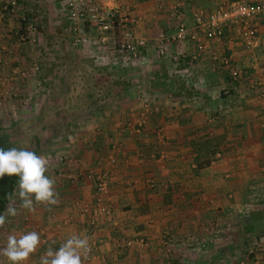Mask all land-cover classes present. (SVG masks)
Returning a JSON list of instances; mask_svg holds the SVG:
<instances>
[{
    "label": "crops",
    "instance_id": "obj_1",
    "mask_svg": "<svg viewBox=\"0 0 264 264\" xmlns=\"http://www.w3.org/2000/svg\"><path fill=\"white\" fill-rule=\"evenodd\" d=\"M121 1L134 19L135 34L146 40L128 78L130 94L116 104L126 109L121 115L131 123L83 128L84 139L69 148L73 154L49 165L59 203L36 205L33 219L24 212L22 220L8 221L0 248L10 234L35 231L41 244L26 264H40L49 246L58 250L75 234L90 243L84 264H154L164 257L157 246L159 232L175 233L172 243L185 253L187 235L213 229L220 215L225 232L219 247L228 251L240 241L244 264H264V86H249L256 66L264 77V14L254 20L258 43L245 47L235 34L237 23L224 25L218 40L207 38L193 22L194 12L206 14L233 0ZM180 20L196 39L172 38ZM117 34V28L108 31L111 39ZM224 53L230 61L223 62ZM231 69L242 71L240 77L231 78ZM143 115L147 122L140 127ZM101 133L102 142L96 139ZM108 137L118 142L105 197L110 211L90 220L96 190L85 173L102 169L98 159ZM137 235L147 246L132 248L130 238ZM251 244L253 253L247 249ZM0 261L10 264L3 255Z\"/></svg>",
    "mask_w": 264,
    "mask_h": 264
},
{
    "label": "rangeland",
    "instance_id": "obj_2",
    "mask_svg": "<svg viewBox=\"0 0 264 264\" xmlns=\"http://www.w3.org/2000/svg\"><path fill=\"white\" fill-rule=\"evenodd\" d=\"M98 1L86 0L90 3ZM106 1L109 4H117L130 14L125 1ZM3 5H6L5 9L1 8ZM114 28H117L120 34L121 27ZM108 31L107 39L100 42V33L95 26L88 24L85 27L83 23L82 28L80 24L73 28L65 0H0V144L4 150L13 147L24 148L45 157L50 165L55 161L64 162L73 154L69 152V148L84 139L83 131L85 133L86 130L83 128H116L117 121L130 125L131 122L126 116L121 115L126 109L116 106L120 96L130 94V86L119 88L118 91L116 86L121 85L116 83L113 87V84L120 76L130 77L137 60L121 54L114 46L119 35L111 39L108 37ZM221 34L218 38H207L219 40ZM235 34L239 35L243 46H255H246L239 30ZM183 39L190 40L189 36ZM177 54L180 55L178 52ZM221 55L223 56L220 58L229 59L225 53ZM170 58V61L174 60L172 54ZM116 64L122 65L123 68L116 70ZM259 68L260 66L254 68L257 76L263 71ZM241 72L237 70L235 78L229 74L231 78L237 79ZM252 80L253 76L251 81L249 80V86H257ZM131 86L132 89L135 87L133 84ZM141 89L143 88L140 87ZM146 102L150 105V102ZM146 102L144 101L143 105ZM151 106L152 111H155L154 106L157 105ZM139 121L138 124L137 120L135 123L141 127L147 122V117L143 115ZM91 136L93 135L87 136L86 142ZM108 138L107 142L110 143L105 152L100 150L98 160L103 165L101 170L109 172L112 166L107 165V160L110 157L115 159L114 149L118 142L116 143V138ZM96 139L101 141L102 133L97 135ZM112 148L113 151L110 150ZM217 156L219 153H215V157ZM52 169L49 166L47 175ZM18 183L19 177L16 176L2 202L0 215L6 214L10 197L18 210L16 216L7 217V223L22 220L24 212L25 215L27 213L20 208ZM94 189L96 190L95 184ZM109 211L99 215H108ZM28 214L33 215V219L36 211ZM218 216L216 219L220 221L213 229L207 227L201 230L199 236L198 233L187 235L189 237L186 243L189 244L185 253L182 246L172 243V239L178 238L175 233L166 229L159 232L160 245L157 246L164 257L161 262L159 259L156 261L157 258L154 259V264H244V248L240 241L234 243L228 251L224 248L227 246L219 247L225 232V222L222 216ZM2 229L0 228V234ZM130 239L134 244L132 248L147 246L144 237L140 235ZM129 246L127 244V247ZM250 246L247 248L248 252L253 253L254 248L252 244ZM191 250L195 252V257L190 255Z\"/></svg>",
    "mask_w": 264,
    "mask_h": 264
},
{
    "label": "built area",
    "instance_id": "obj_3",
    "mask_svg": "<svg viewBox=\"0 0 264 264\" xmlns=\"http://www.w3.org/2000/svg\"><path fill=\"white\" fill-rule=\"evenodd\" d=\"M13 1H11L12 3ZM67 6V14L73 25L80 24L82 28L83 23L95 26L99 35L100 42L107 39L106 32L114 27H121L118 39L116 40L117 50L129 58H135L138 54V48L144 45L145 41L141 37H137L132 29L134 19L130 16L128 11L123 10L117 4H109L106 0H99L98 2H86V0H65ZM6 8V5L1 7ZM264 14V0L244 1L233 0L226 6L220 7L203 14L200 11L193 13L194 25L204 33L206 37L218 38L221 34L222 28L226 24H239V32L242 36L246 46H253L257 43L256 28L254 20L258 15ZM78 26V25H77ZM189 36L190 39H196L194 32L189 29L182 21L176 24L172 34L173 39H183ZM164 39L159 36V40ZM201 48L200 42L197 44V49ZM160 53L163 49L160 47ZM227 62L226 58L222 59ZM262 68L260 67L259 70ZM230 74L233 78L237 76V70L231 69ZM253 83L264 86V77L257 75L253 76ZM156 106H154V109ZM143 121V120H142ZM140 122V121H139ZM114 161L113 157L107 160V165L111 166ZM111 171L99 170L97 172L86 171V177H92L96 187V197L91 208V218L93 220L97 214L108 213L110 210V203L105 200L107 193V186L109 179H111ZM264 260V255L261 256Z\"/></svg>",
    "mask_w": 264,
    "mask_h": 264
},
{
    "label": "clouds",
    "instance_id": "obj_4",
    "mask_svg": "<svg viewBox=\"0 0 264 264\" xmlns=\"http://www.w3.org/2000/svg\"><path fill=\"white\" fill-rule=\"evenodd\" d=\"M49 161L35 152L24 148H0V178L5 175L19 177L18 197L20 208L35 213L36 205L52 206L59 203V193L55 189V180L50 178ZM15 202L9 198L6 214L0 215V228H4L8 216H16ZM41 244L40 235L35 231L7 236L6 246L0 248V255L7 258L10 264H26ZM91 252L86 237L72 235L58 250L51 246L40 258V264H84Z\"/></svg>",
    "mask_w": 264,
    "mask_h": 264
},
{
    "label": "trees",
    "instance_id": "obj_5",
    "mask_svg": "<svg viewBox=\"0 0 264 264\" xmlns=\"http://www.w3.org/2000/svg\"><path fill=\"white\" fill-rule=\"evenodd\" d=\"M114 68H115L116 70H117L118 68L122 69L123 66L120 65V64H116V65L114 66ZM128 78H129V77L124 78L123 76H122V77L120 76V79L118 78V80H115V82H114V84H113V87H115L114 85H115L116 83H118V84L121 85V86H118V85H117V86H116V89H118V91H119V88H120V89H123L124 87H126V86L129 84V80H128ZM116 91H117V90H116ZM0 148H3V147L1 146V144H0ZM15 178H16L15 175H13V176L5 175L3 178H0V185L7 186L6 183H9L8 185L11 186V185H12V182L15 181Z\"/></svg>",
    "mask_w": 264,
    "mask_h": 264
},
{
    "label": "flooded vegetation",
    "instance_id": "obj_6",
    "mask_svg": "<svg viewBox=\"0 0 264 264\" xmlns=\"http://www.w3.org/2000/svg\"><path fill=\"white\" fill-rule=\"evenodd\" d=\"M6 184H7V186L0 185V210H1V207L3 206L2 202L5 199V195L9 189V185H8L9 183H6Z\"/></svg>",
    "mask_w": 264,
    "mask_h": 264
}]
</instances>
